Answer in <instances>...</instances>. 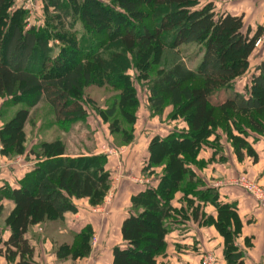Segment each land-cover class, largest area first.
I'll use <instances>...</instances> for the list:
<instances>
[{
    "label": "trees",
    "instance_id": "16d2710c",
    "mask_svg": "<svg viewBox=\"0 0 264 264\" xmlns=\"http://www.w3.org/2000/svg\"><path fill=\"white\" fill-rule=\"evenodd\" d=\"M45 1L52 9L49 24L61 18L83 24L80 37L76 30V52L86 53L88 61L76 60L74 67L54 72L53 79L51 74L45 75L49 63L58 66L62 62L63 49L54 59L47 31L34 26L27 29L22 17L24 10L10 12L13 0H0V98L9 97L14 105L32 95L30 106H34L44 94L66 101L59 116L71 119L67 102L74 94H81L91 84L115 88L118 83L110 80L114 77L125 88L123 101L127 95L137 104L128 75L134 66L141 71L138 79H151L147 81L151 112L162 114L171 105L177 111L176 116L187 124V130L153 139L147 170L164 166L166 177L156 188H147L132 198V213L122 226L127 247L114 249V264H157V259L167 251L169 223L178 213L173 207L178 189L184 188L182 193L186 196L197 190L200 183L194 180L193 169L188 165L190 159L192 162L197 159L201 140L214 128L223 126L228 129L241 161L244 152L249 156L252 153L246 142L249 131L264 132V63L255 68L251 87L247 85L243 92L234 89L236 82L249 72L261 29L251 36L245 31L243 16L220 13L211 0L203 5L201 0ZM58 31L57 37L63 39L62 28ZM102 33L107 36L105 40L98 38ZM190 44H197L202 50V59L195 70L180 60L178 54L181 46ZM223 91H234L233 98L216 103L214 96ZM114 111L115 108L108 111V115ZM84 112L74 111L77 117ZM27 118V112H23L7 126L4 143L9 145L3 147V156L16 153L17 145L23 142ZM238 118L247 119L250 128ZM40 150V153L31 150L25 158L29 163L35 158L37 163L25 173L18 188L6 186L0 194L15 203L6 220L12 230L7 244V254L12 260L18 254L22 259L33 257L34 249L25 239L30 227L61 221L65 213H75L74 200L88 199L91 206H97L110 181L99 156L69 158L65 147L58 143L41 146ZM19 152L25 153L24 148ZM220 223L221 231L230 236L225 230L226 223L223 220ZM92 237V228L86 226L74 236L72 244L58 249V257H87ZM230 249L231 264H243L239 250L233 246Z\"/></svg>",
    "mask_w": 264,
    "mask_h": 264
},
{
    "label": "crops",
    "instance_id": "0c3cea01",
    "mask_svg": "<svg viewBox=\"0 0 264 264\" xmlns=\"http://www.w3.org/2000/svg\"><path fill=\"white\" fill-rule=\"evenodd\" d=\"M219 9L220 13L243 16L245 31L251 36H255L261 29L260 43L250 59L249 72L240 79L244 81L248 77L249 82L246 83L251 87L255 68L264 63V0H237ZM228 92L230 94L223 99H218L217 96L222 92L218 93L214 96V101L219 103L233 98L234 92ZM171 131L169 127L155 133L163 137ZM236 135L239 134L236 132ZM249 137L251 138L248 145L252 156L243 151L245 156L241 161L233 148L228 146L225 147L226 153L222 152L212 161L218 150L216 152L211 146H203L200 160L202 163L208 162V168L195 170L194 180L200 182L197 190L186 196L180 194L181 200L174 199L173 207L178 213L169 223L167 251L157 259V264H203L207 256L213 257L215 264H231V246L239 250L243 264H264V208L244 189L230 185V182L241 174H248L264 187V132L249 131ZM147 148L148 146L144 147L142 156L146 160ZM1 151L2 146L0 156ZM26 164L22 175L17 172L21 171L18 170L20 164H16L17 171L7 173L2 171L3 169L0 170L1 195L6 186L18 188V183L27 173L26 168L31 162L26 161ZM155 182L156 185L150 183L147 187L146 184L126 186V189L119 193L120 202L115 201L114 208L105 216H102L100 209L91 207L88 199L74 200L77 207L75 213H65L61 221L30 227L25 239L34 249L31 259H22L20 254L13 260L9 259L7 244L12 230L6 220L14 211L15 203L10 197L0 195V264H114V249L127 247V242L122 236V226L132 213V198L147 188H156L159 182ZM222 207L225 208L221 209ZM222 220L227 224L225 230L230 236L221 231ZM86 226H90L94 236L99 237L97 249L93 248L90 255L84 259L59 258L58 249L64 244H72L74 236ZM13 251L16 252L15 249Z\"/></svg>",
    "mask_w": 264,
    "mask_h": 264
},
{
    "label": "rangeland",
    "instance_id": "374dc122",
    "mask_svg": "<svg viewBox=\"0 0 264 264\" xmlns=\"http://www.w3.org/2000/svg\"><path fill=\"white\" fill-rule=\"evenodd\" d=\"M207 1L201 0V5ZM211 1L215 2L216 10L219 12V8L223 5L235 3L237 0ZM49 6L45 0H13L10 12L24 10L25 14L22 17L27 23V29L34 26L47 31L46 37L49 38V46L52 48L54 59L58 57L61 49H63L65 55L62 62L58 63V66L49 63L46 68L45 75L49 76L51 74L50 78L53 79L55 77L54 72L57 70L60 73L64 72L68 67H74L76 60H84L87 63L88 59L85 58L86 53L76 52V30L80 37L84 31L83 24L80 22L76 23L72 19L65 21L63 18L57 20L54 24H49L47 21L50 18L49 13L52 11ZM60 28H62L64 35L63 39L57 37ZM104 35L102 33L98 38L105 40L107 36ZM72 36H74V39ZM178 54L180 60H183L192 70L197 68L202 59V50L197 44L181 46L178 49ZM140 72L134 66L128 71V75L131 76L135 88L136 93H134V96L137 99V104H133L134 99L130 100L127 95L125 97L132 105L126 98L123 101L122 93L125 88L119 79L111 77L110 80L114 84L118 83L115 88L105 84H91L85 87L81 94H74L68 100L67 103L70 104L68 112L72 111L71 119L59 116L66 101L49 98L44 94L39 103L34 106H30V103L33 101L32 95L27 96L20 104L14 105L11 98H0V146H2V149L4 146L9 145L8 143H4L7 126L11 125L13 120L21 113L27 112L28 114L22 130L23 142L18 144L17 146L19 147L14 150L19 154L14 152L8 156L1 154L0 160L3 164V170H1L7 173L17 171V165L20 164L21 167L18 170L21 171L17 172L22 175L25 168L24 165H27L25 158L29 152L35 150L40 153L41 146L52 143L64 146L66 157L69 158L99 156L101 157L105 171L110 174V181L107 184V191L102 202L97 206L91 207L96 208V210L100 209L102 216H105L114 208L115 201L117 203L120 202L119 193L123 189H126V186L146 184L147 187V184L149 186L151 184L156 185L155 180L159 182L162 178H165L166 172L164 166L147 170L150 158L149 147L153 139L156 136H160L156 135L155 132L162 129L166 130L170 127L172 131L163 136L167 137L174 131L187 130V124L184 119L176 116L177 111L171 105L167 106L162 114H153L151 112L150 88L147 82L151 79H138ZM246 82H249L248 77L244 81L238 80L234 89L243 92L244 88L248 85ZM228 94L230 93L225 91L217 97L218 99H223ZM113 108H115L113 115H108V111ZM80 109L85 111L84 115L77 117L74 111L77 112ZM238 120L243 121V124L248 129L250 128L247 126V119L238 118ZM230 128H232V132L236 133L234 127L230 126ZM3 130H5L4 133L2 132ZM251 137L246 139L247 144H249ZM145 146H148L146 149L148 160L142 157ZM200 146L202 148L203 146H211L216 152L218 150L217 154H214L212 161L222 152L226 153L225 147L227 146L233 148L236 154L235 147L230 140V133L223 126L214 128L204 140H201ZM21 148H24L25 153L20 154ZM202 148L198 152L197 159L193 162L190 159L188 165H191L195 174V170L201 171L208 168L206 165L209 163H202L200 160ZM32 159L31 165L26 168L28 171H31L37 163L35 158ZM166 162L165 164H167ZM240 176H245L257 183L248 174H241ZM258 185L264 190L263 186ZM197 186H200V184ZM178 190L179 192L175 195L176 199L181 198L184 188H179ZM90 244L91 250L93 248L97 249L99 237L93 234Z\"/></svg>",
    "mask_w": 264,
    "mask_h": 264
},
{
    "label": "built area",
    "instance_id": "2783aa9c",
    "mask_svg": "<svg viewBox=\"0 0 264 264\" xmlns=\"http://www.w3.org/2000/svg\"><path fill=\"white\" fill-rule=\"evenodd\" d=\"M260 43V40L258 41L257 45ZM3 169V164L0 160V170ZM230 185L240 187L244 189L246 192L251 194L260 207L264 208V190L260 188V186L254 182L253 180H250L249 178L245 176H240L236 178L235 180L230 182ZM203 264H215V260L211 256H207L203 262Z\"/></svg>",
    "mask_w": 264,
    "mask_h": 264
}]
</instances>
